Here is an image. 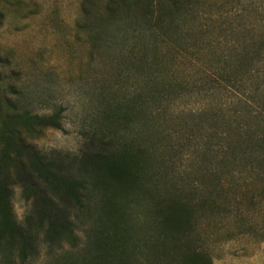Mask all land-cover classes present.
Listing matches in <instances>:
<instances>
[{
    "label": "rangeland",
    "instance_id": "374dc122",
    "mask_svg": "<svg viewBox=\"0 0 264 264\" xmlns=\"http://www.w3.org/2000/svg\"><path fill=\"white\" fill-rule=\"evenodd\" d=\"M104 1L90 0L91 14L101 13ZM82 2L0 0V98L12 87L32 113L62 110L60 129L42 130L31 140L50 157H82L91 141L103 137L114 146L140 144L147 151L145 184L191 202L190 239L197 252L208 254L212 264H264V170L225 167L215 156L223 143L224 122L235 120L241 107L207 70H219L217 60L231 46L240 47L257 35L259 18L223 33V19L218 18L207 33L188 38V47H180L186 48L181 57L177 49L165 50L167 58L151 73L171 87L164 95L158 88L151 96L146 124L144 108L137 107L144 78L132 68L128 54L133 43L121 38L124 32L106 26L96 29L95 43L94 35L79 26ZM244 87L247 96L260 99L257 85L247 81ZM258 87L264 89V78ZM139 203V218L146 221L142 214L147 205ZM12 208L22 223L29 205L20 188L14 190ZM76 233L83 238L82 230Z\"/></svg>",
    "mask_w": 264,
    "mask_h": 264
},
{
    "label": "trees",
    "instance_id": "16d2710c",
    "mask_svg": "<svg viewBox=\"0 0 264 264\" xmlns=\"http://www.w3.org/2000/svg\"><path fill=\"white\" fill-rule=\"evenodd\" d=\"M90 3L82 2L79 26L94 35L95 43L100 26L124 32L121 38L133 43L128 54L132 68L144 78L137 107L144 108L146 124L151 96L158 88L164 95L171 87L151 73L167 58L165 50L177 49L181 57L186 48L180 47H188V38L207 33L218 18L223 19V33L258 17L257 35L240 47L231 46L217 60L219 70H207L241 107L235 120L224 122L223 143L215 156L225 167L264 170V89L258 87L264 78V0H105L95 15ZM247 81L257 85L260 99L247 96ZM21 99L12 87L0 98V264H212L208 254L192 246L191 202L145 184L143 146H114L103 137L91 141L82 157H50L31 140L42 130L60 129L62 110L35 114ZM15 188L29 205L22 223L12 208ZM139 202L147 205L142 214L146 221L139 218Z\"/></svg>",
    "mask_w": 264,
    "mask_h": 264
}]
</instances>
